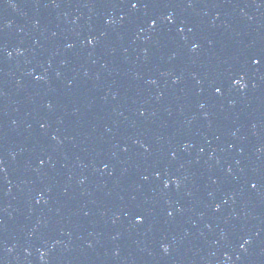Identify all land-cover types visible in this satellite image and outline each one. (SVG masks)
Segmentation results:
<instances>
[{
    "label": "water",
    "instance_id": "obj_1",
    "mask_svg": "<svg viewBox=\"0 0 264 264\" xmlns=\"http://www.w3.org/2000/svg\"><path fill=\"white\" fill-rule=\"evenodd\" d=\"M132 2L0 0V264H264V0Z\"/></svg>",
    "mask_w": 264,
    "mask_h": 264
},
{
    "label": "snow or ice",
    "instance_id": "obj_2",
    "mask_svg": "<svg viewBox=\"0 0 264 264\" xmlns=\"http://www.w3.org/2000/svg\"><path fill=\"white\" fill-rule=\"evenodd\" d=\"M138 3H139V0H136V2H132V3H131V7H132L133 9L137 8V7H138ZM146 6H147V5H145V7H146ZM167 19H168L169 21H171L172 17L169 16ZM155 23H156V21L153 20V21L151 22L152 26H154ZM90 42H91V41H90ZM252 62H253L254 64H256V65L260 64L261 62H264V54H261V55L258 56V57H257V56L252 57ZM167 186H168V182L165 181V187H167ZM253 187H255V185H253ZM165 251H167V248H165Z\"/></svg>",
    "mask_w": 264,
    "mask_h": 264
}]
</instances>
